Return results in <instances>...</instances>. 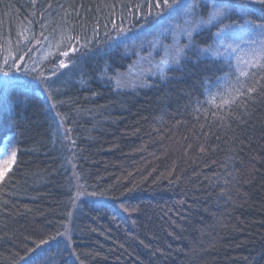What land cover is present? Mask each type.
<instances>
[{"label": "trees", "instance_id": "trees-1", "mask_svg": "<svg viewBox=\"0 0 264 264\" xmlns=\"http://www.w3.org/2000/svg\"><path fill=\"white\" fill-rule=\"evenodd\" d=\"M187 1L0 0V264H264V5Z\"/></svg>", "mask_w": 264, "mask_h": 264}, {"label": "rangeland", "instance_id": "rangeland-1", "mask_svg": "<svg viewBox=\"0 0 264 264\" xmlns=\"http://www.w3.org/2000/svg\"><path fill=\"white\" fill-rule=\"evenodd\" d=\"M245 0H234V4H238ZM248 1V0H246ZM254 1V0H250ZM188 6H194V0H188ZM213 3V0H210ZM214 5V3H213ZM238 6L232 8L231 12H238L237 15L243 17L241 15ZM195 8V7H194ZM226 25H231L233 29H235V33L232 37L228 39L218 38L216 34V40L214 45H212L209 50L213 52H221L223 55H228L233 59V62L239 72L243 75L246 73L251 67L258 65L262 59L264 58V37L260 36L258 33L250 32L249 25L241 24V25H232V24H224L217 32L219 33L221 29H223ZM230 45V46H229ZM166 62L163 63V66ZM141 65V62L139 63ZM144 64H142L139 68H144ZM147 66L146 68H148ZM136 68L133 70L129 68L125 73V77H128L129 74H133L134 77H137L138 82H142L143 80L140 78L141 74L135 73ZM132 81V80H131ZM14 158L12 153L6 152L0 156V178L3 174L12 166L14 162ZM81 197H86V193L83 191L81 186L77 184V194L76 200Z\"/></svg>", "mask_w": 264, "mask_h": 264}, {"label": "snow or ice", "instance_id": "snow-or-ice-1", "mask_svg": "<svg viewBox=\"0 0 264 264\" xmlns=\"http://www.w3.org/2000/svg\"><path fill=\"white\" fill-rule=\"evenodd\" d=\"M257 2L260 5H264V0H257ZM214 3V10L209 16V19L206 21V23H213L220 21L222 22V19H226L231 12L232 8L235 7L234 0H213ZM154 7L159 9L162 8H168L171 7L169 0H155ZM239 11L241 15H247L249 13V9L240 6ZM249 25V31L258 33L260 36L264 37V24H253L251 21L246 22ZM235 33V29L232 28L231 25H226L219 33H217L218 38L222 39H228L229 37H232ZM230 46V45H229ZM67 55V53H64ZM61 67H67L65 64H61ZM15 86L12 84L11 81H5L3 85H0V87L7 88ZM0 151L6 152L7 149L4 148ZM13 157L15 156V153L12 154Z\"/></svg>", "mask_w": 264, "mask_h": 264}]
</instances>
